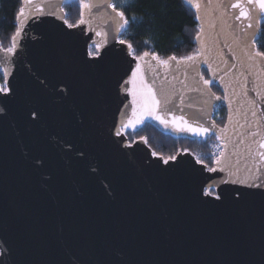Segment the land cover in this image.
<instances>
[{
    "label": "water",
    "instance_id": "water-1",
    "mask_svg": "<svg viewBox=\"0 0 264 264\" xmlns=\"http://www.w3.org/2000/svg\"><path fill=\"white\" fill-rule=\"evenodd\" d=\"M67 2L22 1L19 45L0 51L4 82L9 73L0 91V264H264V57L252 44L264 11L248 0H196L199 55L162 64L122 43L127 27L117 30L113 0H89L97 7L73 27ZM137 64L168 124L149 120L175 135L216 134V171L191 152L165 163L145 139L130 143L122 130L132 127L122 125L137 108ZM184 121L210 131L194 136Z\"/></svg>",
    "mask_w": 264,
    "mask_h": 264
},
{
    "label": "trees",
    "instance_id": "trees-1",
    "mask_svg": "<svg viewBox=\"0 0 264 264\" xmlns=\"http://www.w3.org/2000/svg\"><path fill=\"white\" fill-rule=\"evenodd\" d=\"M22 1L0 0V43L5 49L11 46V37L17 30V15L22 7ZM113 3L125 12V17L129 20V25L121 37L123 41L132 45L135 56H142L147 52L157 58L168 60L173 55L180 59L199 53L196 42L197 34L200 33L198 10L186 4L185 0H132L130 5L125 7H121L120 0H113ZM64 8L67 21L71 25H77L81 12L79 0H68ZM133 17L136 19L133 20ZM260 29L256 45L258 51L264 52V19L260 22ZM201 73L204 80L211 79L204 68ZM0 83L5 84L1 71ZM209 86L215 94L223 95L222 90L214 82ZM216 108L219 117L215 122L224 126L227 119L226 107L218 105ZM124 132L130 143L145 139L154 154L164 159L175 157L180 152H191L207 166H215L211 145L216 139V134L203 139L175 135L149 119L136 128L124 129ZM206 192L215 194L216 190L209 188Z\"/></svg>",
    "mask_w": 264,
    "mask_h": 264
},
{
    "label": "snow or ice",
    "instance_id": "snow-or-ice-1",
    "mask_svg": "<svg viewBox=\"0 0 264 264\" xmlns=\"http://www.w3.org/2000/svg\"><path fill=\"white\" fill-rule=\"evenodd\" d=\"M61 2H63V0H61ZM120 2H121V7H125V6H129L130 3L132 2V0H120ZM23 3L33 4L34 0H23ZM185 3L188 5L196 7V9L199 11L200 6H199V3L196 2V0H185ZM248 3L258 4L259 8L262 11H264V0H248ZM107 6L116 12V17H112V19L116 22L117 30L119 31V30L125 29L129 25V20L125 17V12L123 10L118 9L116 4H114V3H109V4H107ZM79 7L81 9V12H80V20L78 21V23L79 24H85V23H87V21L84 19L85 10L91 11V9L97 7V4L94 2H88V0H79ZM232 7L240 8L241 5L239 3V0L237 3L233 4ZM34 11L37 13H43L44 7L40 4H35ZM60 11H63V8H60ZM25 12H26L25 7H21L18 11V15H17L18 27H17L16 32L11 37V46L5 49V48H3L2 45H0V51L4 52L5 55L14 54L18 45H19V38H20L21 33H22V28L19 26V23H20V18L25 15ZM247 15H248V13L246 11L241 10L240 16L247 17ZM117 17L119 19H117ZM29 18H30V16H29ZM239 18L240 17L238 16L237 19H239ZM132 19L135 20L136 17H133ZM65 22L67 23V21H65ZM68 26L73 27V25H71V24H69ZM248 27H252V25L249 24ZM197 37L199 38V34H197ZM122 43H127V42L122 41ZM252 44L253 45L256 44L255 37L252 38ZM97 47H99V45H97ZM128 48H129V50H132V45L128 44ZM148 55L149 54L147 52H145V53H143V56H138V57H136V59L141 60ZM197 55H199V53ZM256 55L264 57V52L257 50ZM195 58H196L195 55H188V56L181 57L180 59L184 60V61H194ZM254 58H255L254 56H250V59H254ZM176 59H177V57L175 55L170 56L168 58V60H171V61H175ZM168 60H161L160 63L167 64ZM8 74H9L8 70H7V68H5L4 69L5 84L0 85V91H2V92H8L9 91V89L6 86V84H7L6 78H7ZM138 76H139V99H136L137 92H135V91L133 92V96H134L133 103L137 104V108L133 109V117L134 118H130L127 121V124L122 125V127L136 128L137 125L144 124L145 120L150 119V118L160 120L161 123H164L165 125H167L168 121L163 120L160 116L156 115V109L161 106V100L156 99V96L153 92L151 85L147 84L144 81L142 74H140V65L139 64L136 65V70H134L132 72L131 80L134 84L136 83V78ZM211 83H212L211 80H204L205 85H209ZM161 97H162V102H163L164 108H165V110H167V105L171 103V98L169 97L167 92H165L163 89L161 90ZM180 99L182 100V98H180ZM217 99H219V97H217ZM0 111H3V109H0ZM32 115H33V117H35L36 113H33ZM184 125H187V127L181 128V130L190 131L194 136H203L210 131L209 129L203 128V127L192 128L190 125L187 124V121H184ZM119 134L120 133H117V135H119ZM261 147L264 148V144H261ZM260 155L264 156V153H260ZM168 159L174 160V159H176V157H169ZM197 159L199 160V157H197ZM167 162H168V160H165V163H167ZM199 162L203 163L202 160H200ZM220 162H221L220 158L217 157L216 163L219 164ZM209 171H216V169L210 168ZM233 182L246 184V183H248V180L245 178V179H238V180L233 181ZM259 187H264V184L259 185ZM217 198L219 199V197H217Z\"/></svg>",
    "mask_w": 264,
    "mask_h": 264
},
{
    "label": "rangeland",
    "instance_id": "rangeland-1",
    "mask_svg": "<svg viewBox=\"0 0 264 264\" xmlns=\"http://www.w3.org/2000/svg\"><path fill=\"white\" fill-rule=\"evenodd\" d=\"M88 2H89V0H88ZM65 9V8H64ZM86 11V10H85ZM66 12V11H65ZM66 16H67V13H66ZM69 23V22H68ZM70 24V23H69ZM121 39H122V37H121ZM123 40V39H122ZM134 54V53H133ZM143 56V55H142ZM155 58H157V57H155ZM157 60L158 61H161V60H166V59H163V58H157ZM1 71V70H0ZM206 80H211L212 81V79H206ZM213 82V81H212ZM0 85H2L1 83H0ZM219 117V115H218V110H217V108H215V112H214V119H217ZM138 126V125H137ZM220 126V125H219ZM222 126V125H221ZM122 132L123 133H125L124 132V129L122 130ZM215 141V142H214ZM213 141V143H212V145H211V149H212V153H211V155H212V157H213V161H214V164L216 165V158L217 157H219L220 156V153H221V146H220V141H219V139H218V137H217V135H216V139ZM165 160H167V159H165ZM200 161V160H199ZM208 168L210 169V168H215V166L214 167H211V166H208Z\"/></svg>",
    "mask_w": 264,
    "mask_h": 264
}]
</instances>
